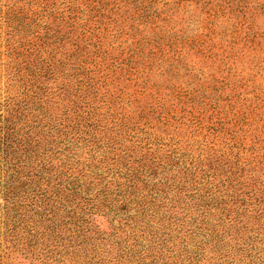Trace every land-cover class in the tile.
Here are the masks:
<instances>
[{
    "label": "trees",
    "instance_id": "16d2710c",
    "mask_svg": "<svg viewBox=\"0 0 264 264\" xmlns=\"http://www.w3.org/2000/svg\"><path fill=\"white\" fill-rule=\"evenodd\" d=\"M11 1L6 4L4 17L6 54L11 77L19 89L17 98H10L0 121V159L12 170L2 189L15 203L21 194L24 198L44 199L47 213L43 214H47L50 223L39 220L37 230H32L41 232L45 238L42 244L48 248L52 242L56 247L69 236L85 242L88 230L84 231V227L90 223L88 211L120 198L124 207L133 204L131 209L136 214L166 222L157 224L160 230L178 224L192 235L203 232L201 235L215 242L217 250L227 247L224 252L230 260L229 253L235 251L234 255L239 256L235 264H264V168H249L239 156L217 154L214 150L205 159L199 156L196 161H188L184 153L180 154L183 149L178 148L179 140L159 142L156 136L160 135L150 131L155 128L153 121L163 126L168 122L154 105L134 99L138 104L129 114L122 105L121 93L102 90L111 84V62L107 63L105 47L107 34L113 28L117 39L125 34L129 40L141 33L138 28L125 32L127 21L154 28L129 50L135 59L129 60L130 72L144 61L153 65L154 59H164L165 54L158 56L164 46L200 48V37L193 45L190 42L194 40L187 38L183 28L178 33L161 29L170 20L147 12L148 6L144 5L157 4L158 0ZM191 1L200 6L207 24H213L209 17L225 18L227 10L236 15L237 21L240 19L237 25L241 29L249 30L246 37L256 36L248 21L252 19L250 9L258 0H173V4L177 10ZM120 4L132 7L137 16L119 13ZM156 32H168L172 40L163 43ZM152 33L154 39H149ZM103 72L106 73L101 76ZM182 103L193 104V98ZM84 146L89 148L93 160L94 152H102L99 168L101 164L111 165L107 168L109 175L103 176L111 178L107 182L110 191H103L105 184L92 196L91 185L84 184L93 178L92 172L85 173L81 168L72 173L79 160L66 153L75 155L72 151H82ZM58 156H63L62 161L69 166L61 173L66 181L47 185L43 192L50 187L49 195L39 192L40 196L35 197L41 187L22 180L20 170L14 168L23 166L36 173L52 170ZM21 203L17 202L19 208L28 205ZM57 217L63 218V224L57 223Z\"/></svg>",
    "mask_w": 264,
    "mask_h": 264
},
{
    "label": "rangeland",
    "instance_id": "374dc122",
    "mask_svg": "<svg viewBox=\"0 0 264 264\" xmlns=\"http://www.w3.org/2000/svg\"><path fill=\"white\" fill-rule=\"evenodd\" d=\"M258 2L250 9L252 19L248 21L253 26L255 37H246L249 30L241 29L237 25L240 19L237 21L236 15L229 14L227 10L225 18L221 15L218 18L209 17V22L213 24H207L206 15L201 14L200 6L193 1L182 4L177 10L173 0H158L157 4L147 2L144 4L148 6L147 12H155L161 18L170 20L168 25L158 22L162 25L161 29L178 33L183 28L187 38L194 40L190 43L196 45L200 37L203 45L197 49L183 48L179 44L171 49L164 46L158 54H165L164 59H154L153 65L144 61L130 72L127 70L129 60L135 59L130 56L129 50H133L140 37L154 28L152 25H132L127 21L124 31L138 28L141 35L129 40V36L123 34L117 39L114 36L116 28L107 34L105 49L108 51L107 63L111 62V84L108 80L109 87L102 90L109 89L117 95L121 93L122 105L129 114L131 110H136L138 103L134 99L140 104L154 105L168 122L163 126L153 121L155 128L150 131L160 136L151 137L156 136L159 142L164 143L179 140L178 148L183 149L180 154L184 153L188 161H196L199 156L205 159L207 153L214 150L217 154L239 156L249 168L256 165L263 169L264 0ZM11 3V0H0V121L6 114L10 98H17L19 89L11 77L10 59L6 54L7 27L4 17L8 10L6 4ZM120 5L119 13L137 16L132 7ZM122 20L120 18L119 21ZM156 33L162 36L163 43L172 40L168 38V32ZM242 37L248 40L243 41ZM150 38L154 39L153 33ZM105 65L106 62L102 63L103 69ZM189 98H193L195 105L182 103ZM116 104L119 105L118 101ZM73 152L75 155L66 153L79 160L77 167H72V173H78L81 168L85 173L92 172L93 178L87 179L84 184L91 185L94 196V192L111 179L103 177L109 175L107 168L111 165L101 164L102 168H99L97 165L102 152H94L96 159L93 160L87 146L82 151ZM58 157L53 164L62 168L55 166L50 167L52 170L37 173L23 166L14 168L20 170L22 180L41 187L35 197L40 196L39 192L48 196L50 187L43 192L47 185L66 181V176L61 173L67 170L68 165L62 161L63 156ZM0 160V264H230V261L235 264L239 260V256L234 255L235 251L229 253L232 260L227 257L224 252L226 246L217 250L213 245L215 242L201 235L203 232L196 231L192 235L178 224H172L171 229L160 230L157 224L166 222L158 217L136 214L135 209H131L133 204L124 207L120 198L88 211L90 223L84 227V231L88 230L85 242L69 236L56 247L50 242L47 248V244H42L45 238L42 239L41 232H34L39 220H44V224L50 223L47 214H43L47 209L44 199L24 198L21 194L15 203L5 196L2 188L12 170L4 160ZM110 190L109 184L103 189L106 192ZM17 202L28 205L19 208ZM62 220V217L56 219L58 224H63ZM147 221L148 225L145 224Z\"/></svg>",
    "mask_w": 264,
    "mask_h": 264
}]
</instances>
